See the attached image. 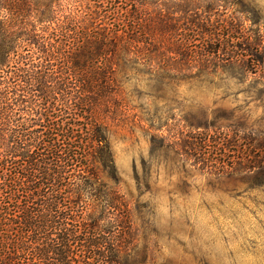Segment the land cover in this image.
Returning a JSON list of instances; mask_svg holds the SVG:
<instances>
[{"label":"trees","instance_id":"trees-1","mask_svg":"<svg viewBox=\"0 0 264 264\" xmlns=\"http://www.w3.org/2000/svg\"><path fill=\"white\" fill-rule=\"evenodd\" d=\"M117 2L0 0V264H126L132 217L101 115L119 74L143 65L208 75L245 53L262 59L261 41L230 51L231 32L216 44L219 27L199 16L188 24L206 40L189 51L176 39L188 19L148 0H120L128 19H112ZM238 123L233 137L218 125L187 132L182 147L229 150L232 172L264 177V128Z\"/></svg>","mask_w":264,"mask_h":264},{"label":"rangeland","instance_id":"rangeland-1","mask_svg":"<svg viewBox=\"0 0 264 264\" xmlns=\"http://www.w3.org/2000/svg\"><path fill=\"white\" fill-rule=\"evenodd\" d=\"M148 1L188 19L176 39L189 51L206 40L188 24L196 16L215 21L216 44L231 32L222 38L230 51L243 54L253 41L264 49V0ZM120 6L110 18L128 19ZM254 58H262L257 66L245 53L208 75L192 67L162 76L143 65L119 74L101 115L119 177L106 187L116 186L132 217L126 264H264V177L232 172L229 150L193 151L194 158L182 147L187 132L214 134L217 125L229 137L238 122L240 130L264 128V53Z\"/></svg>","mask_w":264,"mask_h":264}]
</instances>
